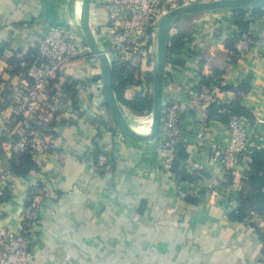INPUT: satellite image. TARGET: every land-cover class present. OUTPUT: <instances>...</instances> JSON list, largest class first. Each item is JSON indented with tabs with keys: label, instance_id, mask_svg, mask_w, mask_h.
I'll return each instance as SVG.
<instances>
[{
	"label": "crops",
	"instance_id": "0c3cea01",
	"mask_svg": "<svg viewBox=\"0 0 264 264\" xmlns=\"http://www.w3.org/2000/svg\"><path fill=\"white\" fill-rule=\"evenodd\" d=\"M81 3L0 0V131L29 84L28 58L46 27L66 25L80 39ZM108 4L91 0L89 11L90 28L103 51L109 43ZM245 17L250 22L244 34L233 11L183 15L170 27L163 105L180 106L182 159L162 148L158 137L133 142L118 131L97 60L85 56L59 69L38 113L49 125L50 150L32 155L36 167L18 176L7 168L15 153L7 141L11 134L0 142V229L19 234L30 194L37 205L29 264H264L257 234V229L264 232V216L251 211L248 218H230L243 195L251 200L254 194L245 185L253 153L229 166L211 154L229 144L222 108L228 102L237 103L241 126L264 153V9L246 10ZM178 36L182 42L174 46ZM240 38L250 41L249 49L234 58L227 43ZM150 58L111 64L133 71L116 97L124 118L131 127H137L135 122L149 130ZM203 85L216 87L215 106L190 99ZM141 100L150 101V108L139 111ZM96 153L112 158L110 168L95 169ZM175 158L191 181L176 180ZM260 193L264 196V185Z\"/></svg>",
	"mask_w": 264,
	"mask_h": 264
},
{
	"label": "built area",
	"instance_id": "2783aa9c",
	"mask_svg": "<svg viewBox=\"0 0 264 264\" xmlns=\"http://www.w3.org/2000/svg\"><path fill=\"white\" fill-rule=\"evenodd\" d=\"M181 5L184 4H180V0H109L107 17L109 43L104 51L109 62L111 64L127 62L137 56L145 57L149 54L153 67L158 23L164 14ZM249 43L247 38L238 39L236 50L239 56L248 51ZM36 49L38 62L33 63L28 70V77L32 82L20 90L11 108L10 119L0 131V137L18 133L19 140L14 145L15 150L28 149L31 155H42L50 150L51 139L49 135L32 128L29 121L38 116L46 106L49 80L55 77L63 66L81 57H92V54L86 44L62 24L48 25L38 40ZM190 99L209 105L217 103L216 87L210 86L193 91L190 93ZM180 119L181 110L178 103L168 102L163 105L158 144L174 156L177 155V147L181 142ZM227 130L229 144L211 152L214 157L221 158L225 166L234 164L246 153L261 148L258 142L250 140L249 131L241 126L239 117H230ZM111 165L112 158L102 153L97 157L95 169L106 170ZM35 206L32 204L24 210L22 222L26 219L29 223L19 234L0 229V264H29L33 260L28 237L37 232L38 212Z\"/></svg>",
	"mask_w": 264,
	"mask_h": 264
},
{
	"label": "water",
	"instance_id": "95a60500",
	"mask_svg": "<svg viewBox=\"0 0 264 264\" xmlns=\"http://www.w3.org/2000/svg\"><path fill=\"white\" fill-rule=\"evenodd\" d=\"M91 0H82L79 27L85 37L90 53L99 62L103 85V93L108 111L118 131L128 140L145 142L156 139L159 133L161 113L163 108V87L165 65L168 53V33L174 21L183 15L198 14L213 11H236L264 8V0H211L199 1L181 5L164 14L157 26L153 70H152V124L146 134L135 131L124 118L113 88V68L104 51L98 45L89 25Z\"/></svg>",
	"mask_w": 264,
	"mask_h": 264
},
{
	"label": "trees",
	"instance_id": "16d2710c",
	"mask_svg": "<svg viewBox=\"0 0 264 264\" xmlns=\"http://www.w3.org/2000/svg\"><path fill=\"white\" fill-rule=\"evenodd\" d=\"M252 11H258L259 9H251ZM246 10H236L233 11V18L235 24L240 29L241 34H244L248 28L250 20L246 19L245 17ZM237 39H232L227 43V46L230 48L232 53L234 54V58H237L239 56L237 50L234 48V45L236 43ZM182 42L181 36H178L174 40V46L180 45ZM171 48H168V51H170ZM2 52V49L0 48V53ZM234 60V59H233ZM28 61V65L32 63L38 62V53L37 49L33 51V53L30 54ZM31 65V66H32ZM30 67L27 68L29 70ZM113 88L116 97L119 99V94L122 90V88L132 81V73L133 71L131 69H128L124 65H113ZM54 77L49 80V86H48V93L50 88L53 85ZM32 81L29 78V83ZM74 82H71L70 86H73ZM208 88L207 86L203 85L200 87L199 90ZM217 103L210 104V106H215ZM137 109L140 111L144 108H150V101L141 100L138 102V105L136 106ZM224 113L227 114V123L231 116L239 117L241 110L237 106L236 102H228V104L223 105ZM29 124L32 128L40 131L41 133L48 134V123L43 118H39V115L35 116L33 119L29 121ZM6 140L5 136L0 137V142ZM19 140V137L16 135L11 136L10 140L8 139L10 143L14 146L17 141ZM15 153H13V157L8 161L7 168L12 173L18 175V176H24L30 169L36 167V164L32 160V155L28 149H25L23 151H17L15 150ZM177 157L180 159L185 158V150L182 145V142L178 144L177 147ZM252 162H251V169L248 174V181L245 183V185L249 186L251 189H253L254 194L252 193L251 200H248V197L246 195H243L242 199L240 200V203L237 207V209L234 211V213L230 216L231 219L237 220V219H243L248 218L250 215V212H254L258 214V216H264V196L260 193V188L264 185V153L259 150H255L252 152ZM96 153V157H98ZM175 158V159H176ZM113 161V160H112ZM171 172L174 174L176 180L178 182H184V181H191L192 178L180 167V162L178 159L173 160L171 165ZM249 201V202H248ZM33 204V195L30 194L27 202H26V208L30 207ZM252 205V207H250ZM37 206V205H36ZM36 206L34 208H36ZM250 207V208H249ZM249 208L250 211H247ZM37 210V209H36ZM38 221V218L36 219V222ZM29 223V220H24L22 223V228L26 229L27 225ZM254 225H256L254 223ZM258 238L262 244V253L264 254V232L257 229Z\"/></svg>",
	"mask_w": 264,
	"mask_h": 264
},
{
	"label": "rangeland",
	"instance_id": "374dc122",
	"mask_svg": "<svg viewBox=\"0 0 264 264\" xmlns=\"http://www.w3.org/2000/svg\"><path fill=\"white\" fill-rule=\"evenodd\" d=\"M199 1H211V0H192V1H188L189 3H193V2H199ZM188 3V4H189ZM260 9H264V8H260ZM83 39V40H82ZM80 40L81 41H83V43H85L86 44V40H85V37H84V35H83V33L81 34V36H80ZM86 46H87V44H86ZM92 54V53H91ZM96 59V57H95V55L94 54H92V59ZM97 60V59H96ZM149 61L151 62V59H149ZM97 62H98V60H97ZM134 124H136V126L138 127H141V125H139V124H137V123H135L134 122ZM152 124V123H151ZM151 124L149 125V127H151Z\"/></svg>",
	"mask_w": 264,
	"mask_h": 264
},
{
	"label": "bare ground",
	"instance_id": "6f19581e",
	"mask_svg": "<svg viewBox=\"0 0 264 264\" xmlns=\"http://www.w3.org/2000/svg\"><path fill=\"white\" fill-rule=\"evenodd\" d=\"M132 128L140 134H146V133H148V130H149L148 128L143 129V128H139V127H135V126L134 127L132 126Z\"/></svg>",
	"mask_w": 264,
	"mask_h": 264
}]
</instances>
